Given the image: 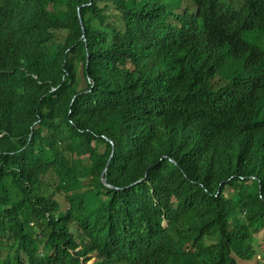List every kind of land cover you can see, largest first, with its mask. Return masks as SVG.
<instances>
[{"label": "trees", "instance_id": "obj_1", "mask_svg": "<svg viewBox=\"0 0 264 264\" xmlns=\"http://www.w3.org/2000/svg\"><path fill=\"white\" fill-rule=\"evenodd\" d=\"M7 8L0 264H264V0Z\"/></svg>", "mask_w": 264, "mask_h": 264}, {"label": "clouds", "instance_id": "obj_2", "mask_svg": "<svg viewBox=\"0 0 264 264\" xmlns=\"http://www.w3.org/2000/svg\"><path fill=\"white\" fill-rule=\"evenodd\" d=\"M0 13L2 15L3 22V33H0V37L2 39H6L9 42L10 38H12L14 15L11 14L9 9L7 8V0H0ZM8 22H10V27L6 31H4L5 26Z\"/></svg>", "mask_w": 264, "mask_h": 264}, {"label": "rangeland", "instance_id": "obj_3", "mask_svg": "<svg viewBox=\"0 0 264 264\" xmlns=\"http://www.w3.org/2000/svg\"><path fill=\"white\" fill-rule=\"evenodd\" d=\"M241 0H235L236 4H240ZM61 203L64 204L63 200H61ZM260 256H262V254H260Z\"/></svg>", "mask_w": 264, "mask_h": 264}, {"label": "water", "instance_id": "obj_4", "mask_svg": "<svg viewBox=\"0 0 264 264\" xmlns=\"http://www.w3.org/2000/svg\"><path fill=\"white\" fill-rule=\"evenodd\" d=\"M79 17H80V14H79ZM103 182H104V183H106V181H105V179H104V178H103ZM108 185H109V184H108ZM109 186H111V185H109Z\"/></svg>", "mask_w": 264, "mask_h": 264}]
</instances>
